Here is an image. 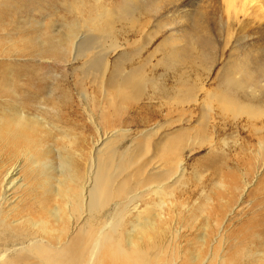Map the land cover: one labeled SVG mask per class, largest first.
Segmentation results:
<instances>
[{"label": "rangeland", "instance_id": "obj_1", "mask_svg": "<svg viewBox=\"0 0 264 264\" xmlns=\"http://www.w3.org/2000/svg\"><path fill=\"white\" fill-rule=\"evenodd\" d=\"M4 1V5L0 3L5 13L0 28V73L6 77V93L0 89V112L11 111L21 102L23 107L31 103L27 108L29 116L42 118L45 127L37 128L30 146L21 144L16 147L18 151L11 144L5 150L0 147V179L11 165L17 167L11 175L17 180L10 191L4 192L9 200L0 207V212L9 218L0 230V249L33 238L41 239L44 247H57L63 237L78 236L77 245L84 241L88 250L107 221L112 226L119 225V238L125 245L127 240L140 237L138 228L147 222L148 229L138 242L139 255L131 253L140 264H264V118L250 123L244 116L237 120L229 113L224 116L216 106L211 111L201 103L185 108L165 99L174 95L182 77L189 85L212 91L220 85L223 88V72L236 59L252 55L256 62L264 63V0H203L205 14L200 17L206 19H202L206 22V39L199 53H205L182 66L165 62L169 48H160L150 62L147 60L157 45L171 35L168 28L156 33L159 23L176 11L173 5L166 13L137 11L141 32L130 31L122 21L110 30L105 28L106 33L117 36L123 47L118 54L109 56L111 61L116 54L143 49L139 56L131 55L132 62L126 67H143L145 93L139 101L127 102L120 109L105 103L100 106L96 98L94 101L91 96L97 97L98 89L91 79H84V68L72 70L82 61L63 63L39 57L38 53L45 42L59 38L55 28L59 34H68L73 27L78 35H85V42H100L94 25L84 19L103 5L125 8L124 0ZM194 2L180 1L192 6ZM195 7L192 14L202 10L198 4ZM86 8L88 11L83 13ZM147 38H152L149 44ZM103 42L110 44L108 38ZM177 44L181 49L186 43ZM261 88L255 93L247 89L243 94L264 108V83ZM85 93L86 100L81 96ZM199 93L201 101L205 92ZM89 112L96 124L88 118ZM204 112L208 113L205 119ZM152 128L159 129L158 134L148 139L146 151L137 163L113 172L114 183H126L127 189L96 214L92 220L96 226H88L83 220L73 224V229H65L49 216V210L57 204L54 190L58 180L70 185L65 181L66 162L73 164L74 173L84 176L89 170L90 151L102 134L125 132L105 145L133 156L140 148L141 133ZM179 138L183 152L178 176H174V156L165 155L162 148L169 139ZM140 164L144 167L139 176L136 169ZM60 166L65 171L63 176L58 175ZM157 172L165 179L160 185L153 183L152 190L138 185L147 174L153 178ZM171 178L173 181L168 182ZM130 196L134 199L128 204ZM116 211L122 212V218ZM12 221L15 223L10 226ZM150 223L153 226L149 227ZM83 231L89 236H84ZM83 260L78 247H74L56 257L44 251L24 252L12 257L8 264H80Z\"/></svg>", "mask_w": 264, "mask_h": 264}, {"label": "bare ground", "instance_id": "obj_2", "mask_svg": "<svg viewBox=\"0 0 264 264\" xmlns=\"http://www.w3.org/2000/svg\"><path fill=\"white\" fill-rule=\"evenodd\" d=\"M180 1L182 0H142L140 3L138 0H132L131 2L130 0H124L123 2L125 6L123 7L125 8L122 9L121 7H119V9L114 5H103L100 9L95 11V14L84 19L88 20V25H94L95 30L98 32L100 42H97L96 44L85 42V35H78V30L73 27L68 34H59L60 32L55 28L54 33H56L59 38L55 41H52L51 39L48 43L45 42V44L42 45L38 56H44L47 57V59L63 63L71 62V64L82 61V64L79 67L72 70L78 71V68H84L82 72L83 75L85 73V77L83 76L84 79H91L90 83H94L98 89L99 96H91L94 98V101L96 98V101H98L100 106L105 103L108 106H115L120 109L127 102L139 101L145 93V81L142 77L143 67L139 66L130 69L126 67V64L132 62L131 55L139 56L143 49L140 47L136 49V51H132L130 54L124 52L117 56V50L119 48L121 49L122 44L118 43V38L115 34H109V32L106 33L105 28L110 30L115 23L122 21L127 27H129L130 31L138 30L141 32L143 31V28L139 20L140 18L138 19L135 16L137 11L146 10L148 12L153 11L154 13L164 11L166 13L168 7L173 5L176 11L174 10L170 16H165L166 18L159 23L160 28L156 33V35H158L160 29L168 28L171 29V35L157 45L154 51L147 56V60L150 62L154 55H156L155 53L160 51V48H169L170 51L165 56L167 59H163L167 64L171 63L182 66L187 63H192V61L197 59L196 57L205 53H199V51L203 49L205 43L204 40L206 39L204 27L206 22L203 23L202 19L204 18L201 19L200 17V15L205 14L203 11L205 10L203 4L205 1L194 0L195 2L193 6L190 3L187 5L181 4ZM0 3L1 5H4L5 1L0 0ZM196 3L198 4V8L202 10L192 14L191 9L196 8ZM136 4H139L138 6L140 7L136 8ZM86 11H88L87 8L82 9L83 13ZM142 12L143 11H141V13ZM4 17L5 13L0 9V28L1 23L5 19ZM204 21H206V19H204ZM159 25L157 27H159ZM106 35H108V37ZM107 38L110 41V44L103 42V39L106 40ZM151 40L152 38H147V44H149ZM180 41H184V44L186 43L185 46L182 45L183 47H181V49L178 47L180 44H177L180 43ZM123 42L126 43L127 39H123ZM94 50H97L95 54H93ZM115 53H117L116 57L111 61L109 56ZM244 58L236 59L233 64H230L225 69L223 75L221 74L223 79L225 77L226 80H224L223 88H220L221 85L219 84L220 86L214 90L205 91L203 86L195 84L189 85V83L183 80L182 77L180 78V82H178L180 88L177 86L174 95L165 98L166 102H172L176 106L185 108L190 105L201 103L207 111H211L212 106H216L222 115L225 116L226 113H229L233 119L236 120L239 119V117L244 116L250 123L261 117L264 118V108L253 104V102L243 94L247 89L250 90V93L263 90L261 85L264 83V63L256 62V59L254 60L252 55ZM5 81L6 77L4 74L0 73V89H4L3 91L6 93L4 87ZM30 82L32 81L30 80ZM147 84L148 82H146V85ZM152 89L157 91L154 86ZM202 91L205 93L203 99L200 101L198 92L201 93ZM238 93H241L243 98L238 96ZM26 94H29V92H26ZM86 95V93L81 94L85 100ZM24 96L25 95H23V97ZM25 99L26 97H24V100ZM28 99L27 95V100ZM21 103L22 104L19 103L18 106L12 107L11 111L4 109L0 112V147H2V150H5L8 144L13 145L15 151H18L16 147L21 146V144L30 146L32 142L31 138H33L34 134L38 131L37 128L45 127L43 120H40L42 118L39 119L35 116H29L30 112L27 108L29 109L31 103H27L25 107L22 106L23 102ZM207 114H203L202 118L205 119ZM88 118L92 123H95V118L90 112ZM34 127L36 128V131ZM97 129L98 128H96V130ZM158 130L159 129L155 130L152 128L141 133L140 139L142 142L140 148L136 155L133 156H126V153L119 152L118 148L105 145L106 142L116 140L119 136H123L125 132L118 130L112 133L106 132L107 134H100V139L95 141L94 146L90 151L91 161L88 159L89 170L86 174L84 173V176L73 172V164L70 161L66 162L68 168L66 169L65 174V171L62 168L63 166L58 167V175L63 176L64 174L66 176L65 181L68 180L70 185L66 186L67 182L58 180V187L54 190V197L57 204L55 203L56 205L49 210V216L54 220L61 222L65 229H73V224L76 225L77 222L83 220L86 221V225L88 226H96L92 223V220L96 218V214L104 209L113 198L115 199V197L123 196L127 189L125 187L126 183L120 185L114 183L116 175L113 172L119 173L134 163H137V160H139L138 158H140V156L146 151L148 139L157 136ZM168 142L169 144L162 148V152L165 155L174 156V161L171 160V162L173 163V171L176 173L174 176H178V169L181 167L180 154L182 155L183 152L181 141L179 138L174 141L169 139ZM15 167L16 166L11 165V167L5 170V174L0 179V207L9 200L4 196V192L8 191L14 184V181L17 180V178L11 179ZM142 167L144 166L140 164L139 168L137 167L138 169H136V172L140 173L139 176L142 173ZM155 168L157 169V166ZM160 173L161 172L155 173L153 178H151L152 174H147L140 181L137 180V183L138 185L141 184L143 187H146L147 190H152L155 188L150 187L153 183L160 185L161 182L165 180L161 179L162 174ZM172 181L173 178L168 182ZM129 192L132 191L130 190ZM133 199V196L128 197V204H131ZM114 213L118 215V218H122L121 211H116ZM0 216L1 230V228L5 226L6 220L9 218L7 215H4L3 212H0ZM14 223L15 221H12L9 224L11 226V224ZM111 223V221H107L102 225V232L96 234L94 242L88 250L85 248L84 241H80L77 245L78 236L74 238H69V236L63 237L58 240L57 247H44L43 241L37 238L23 239L11 244L10 247H8L9 245H3L0 249V264H8V261L12 257L24 252H34L36 250L44 251L45 253L56 257L65 254L74 247H78L79 255L84 259L83 263L80 261V264H140L138 261L133 260L131 253L136 256L139 255L140 248L138 242L141 241L142 236L148 229L147 222H143L144 226L142 225L138 228L140 237L127 240L125 245H122V240L119 238L117 228L119 225L112 226ZM151 226H153V224L150 223L149 227ZM82 233L84 236H89L85 231ZM61 234L65 235L66 233L61 232ZM151 239L152 238L149 237V240ZM93 256L97 259H93Z\"/></svg>", "mask_w": 264, "mask_h": 264}]
</instances>
